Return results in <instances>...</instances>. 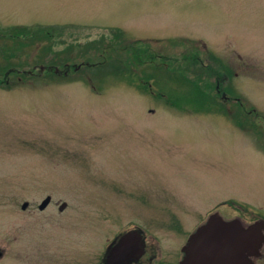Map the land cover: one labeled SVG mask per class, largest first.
Masks as SVG:
<instances>
[{
    "label": "rangeland",
    "instance_id": "obj_1",
    "mask_svg": "<svg viewBox=\"0 0 264 264\" xmlns=\"http://www.w3.org/2000/svg\"><path fill=\"white\" fill-rule=\"evenodd\" d=\"M4 71L0 264H96L172 210L264 219V0H0Z\"/></svg>",
    "mask_w": 264,
    "mask_h": 264
},
{
    "label": "flooded vegetation",
    "instance_id": "obj_2",
    "mask_svg": "<svg viewBox=\"0 0 264 264\" xmlns=\"http://www.w3.org/2000/svg\"><path fill=\"white\" fill-rule=\"evenodd\" d=\"M137 54L140 55L137 60L141 61L142 50L141 52L137 51L136 55ZM174 60H176V57H174ZM68 65L69 64L63 63V69L60 72L57 70L56 66L52 65L45 66V70L66 74V71L69 70ZM70 65L73 66L74 64ZM72 68H74V66ZM41 69L42 67L39 66V70ZM7 71H4L3 77H6L5 74ZM42 71H44V69ZM14 72H16V70H14ZM26 72H28V70ZM30 73L32 74L33 72ZM220 209V205L216 204L210 208L209 213L205 212L204 215H199L196 220L194 219L195 221L193 220L191 223L193 228L192 230L200 225L202 223V219L207 217L209 214L214 213L215 215L220 216ZM20 210L24 212L25 209ZM168 214V233H161V228L160 230L154 227L153 229H149V226L144 223H135L134 220H130L133 223L130 227L126 228L124 231L117 232L109 240H107L100 252V255L98 256L99 258L96 264H178L181 256V246L185 243L187 236L192 230L182 234V216H180L177 211L174 212V210L170 211ZM125 233L129 234L122 241H119L120 237H122ZM179 238H182V240L179 241ZM261 247H259L256 256L253 257L254 259H264V253H261L260 251ZM3 254L4 248L0 247V258ZM23 255L24 253L22 250V257ZM93 256V253H87V255L85 254L88 261L86 264H93ZM6 264H12V262H8ZM251 264L255 263L252 261Z\"/></svg>",
    "mask_w": 264,
    "mask_h": 264
},
{
    "label": "water",
    "instance_id": "obj_3",
    "mask_svg": "<svg viewBox=\"0 0 264 264\" xmlns=\"http://www.w3.org/2000/svg\"><path fill=\"white\" fill-rule=\"evenodd\" d=\"M49 197L38 205L43 208ZM23 202L21 209L26 207ZM64 203L58 206L61 210ZM264 222L259 220L243 225L238 219H222L212 214L189 234L181 247L178 264H251L252 257L264 242L262 233ZM129 233L123 234L122 241Z\"/></svg>",
    "mask_w": 264,
    "mask_h": 264
},
{
    "label": "trees",
    "instance_id": "obj_4",
    "mask_svg": "<svg viewBox=\"0 0 264 264\" xmlns=\"http://www.w3.org/2000/svg\"><path fill=\"white\" fill-rule=\"evenodd\" d=\"M12 31L14 32V33H16V34H20V33H24L25 32V30L24 29H22V28H20V29H12ZM134 50H136V51H140L141 52V50H142V48H138V49H134ZM133 50V52L132 53H135V51ZM142 52H144V50H142ZM183 60H184V62L187 64V63H189L190 62V60H192V61H195V57H187V56H184V58H183ZM205 68H209V67H205ZM209 69H212V70H214L213 72H212V75H210V76H212V77H216V76H218V74L219 73H222L223 72V75L225 74V72H226V70L221 66V68H209Z\"/></svg>",
    "mask_w": 264,
    "mask_h": 264
}]
</instances>
